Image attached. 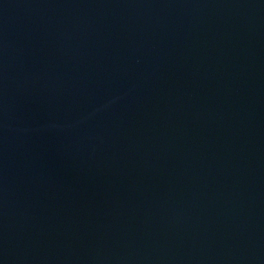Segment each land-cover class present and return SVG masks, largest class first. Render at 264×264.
<instances>
[{
  "label": "water",
  "instance_id": "95a60500",
  "mask_svg": "<svg viewBox=\"0 0 264 264\" xmlns=\"http://www.w3.org/2000/svg\"><path fill=\"white\" fill-rule=\"evenodd\" d=\"M0 264H264V0H0Z\"/></svg>",
  "mask_w": 264,
  "mask_h": 264
}]
</instances>
